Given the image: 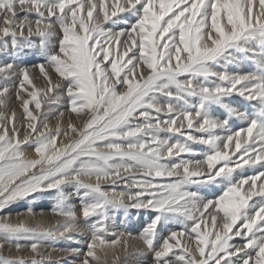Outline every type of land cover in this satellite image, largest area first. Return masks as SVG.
Instances as JSON below:
<instances>
[{
  "label": "snow or ice",
  "instance_id": "obj_1",
  "mask_svg": "<svg viewBox=\"0 0 264 264\" xmlns=\"http://www.w3.org/2000/svg\"><path fill=\"white\" fill-rule=\"evenodd\" d=\"M0 213V264H264V0H0Z\"/></svg>",
  "mask_w": 264,
  "mask_h": 264
},
{
  "label": "rangeland",
  "instance_id": "obj_2",
  "mask_svg": "<svg viewBox=\"0 0 264 264\" xmlns=\"http://www.w3.org/2000/svg\"><path fill=\"white\" fill-rule=\"evenodd\" d=\"M35 62L36 61H34V63ZM248 70H251V69L249 68ZM20 110L21 109H19V113L18 114H20ZM29 150H31V149H29ZM246 174L247 175H252L254 173H253L252 169H249V170H247ZM48 199H49V203H50V207L48 208V210L52 212V208H53L54 203H55L54 198H52V197L40 198L41 201L48 200ZM74 203H76L75 200H74ZM27 209H28V206H25V208H23V211H27ZM0 214H3V213H0ZM147 219H148L147 216H141L140 219H137L136 217H132L131 219H129L125 223L124 222V218H121V227L117 231H125L126 230L127 232L132 233L133 237L138 236L139 233L142 230L144 222H146ZM106 239L111 240V239H113V237L111 235H109L108 237H106ZM236 242L239 243V240L237 239ZM59 246H66V245L62 244V245H59ZM121 258L123 260V254H122ZM74 262H77L76 264H78V261H74ZM74 262H73V264H75ZM128 264H151V260H150L149 257H145V258L144 257H137V258H135L134 261H129Z\"/></svg>",
  "mask_w": 264,
  "mask_h": 264
},
{
  "label": "bare ground",
  "instance_id": "obj_3",
  "mask_svg": "<svg viewBox=\"0 0 264 264\" xmlns=\"http://www.w3.org/2000/svg\"><path fill=\"white\" fill-rule=\"evenodd\" d=\"M13 107L16 109L17 115L19 116L18 113H19V109L20 108H19L18 104L13 105ZM51 123L54 126L55 125V120H52ZM28 152H29V155H33L34 154V153H32L31 150H28ZM39 200L40 199H37L35 201L28 200L27 202H21V203L15 205L14 207H12L9 211L12 213V217H13L14 222H15V219H16V216H17L18 213L22 214L20 218H23L24 215L27 214V211H23V208H25V206H28V208H32L38 214L41 213V211H42L47 226L54 225L56 220L61 219L60 217L55 216L53 214V212L48 210V208L50 207L49 199L48 200H43V201H41V200L39 201ZM0 215H3V214H0ZM81 246L83 247V245H81ZM111 259H112V257H111V255H109L110 264H111ZM74 263L76 264L77 262H74Z\"/></svg>",
  "mask_w": 264,
  "mask_h": 264
}]
</instances>
